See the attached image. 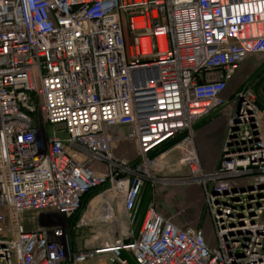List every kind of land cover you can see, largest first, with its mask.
I'll return each mask as SVG.
<instances>
[{
	"label": "built area",
	"instance_id": "built-area-1",
	"mask_svg": "<svg viewBox=\"0 0 264 264\" xmlns=\"http://www.w3.org/2000/svg\"><path fill=\"white\" fill-rule=\"evenodd\" d=\"M253 55L264 0H0V264H264V105L249 81L223 96ZM231 104L206 171L195 125ZM129 138L137 158L114 157ZM175 165L188 176H154ZM147 183L199 185L215 245L154 200L136 235L84 250L53 223L23 226L25 213L72 217L98 188L101 217L120 200L133 224Z\"/></svg>",
	"mask_w": 264,
	"mask_h": 264
},
{
	"label": "rangeland",
	"instance_id": "rangeland-1",
	"mask_svg": "<svg viewBox=\"0 0 264 264\" xmlns=\"http://www.w3.org/2000/svg\"><path fill=\"white\" fill-rule=\"evenodd\" d=\"M240 81L241 78L236 76L233 83L237 84ZM243 82L236 85L237 92H240L247 84V82L245 84H243ZM259 83L260 81L257 82L255 88L251 86V89L254 95L257 96V99V93H259L257 92ZM231 107L233 109L234 105L231 104ZM117 133H126V131L124 132L118 130ZM113 147V155L116 158H137L136 145L131 138L115 141L113 143ZM169 148L171 149L170 153H168L163 160H168V163H176L178 159V151L176 149H172V144L169 145ZM157 169H159V167ZM188 174L189 173L186 167L183 165H175L172 168L167 167L161 171L154 172L155 177L159 176L169 178L187 177ZM192 186L193 185L183 183L174 185H161L160 183H156L152 187L149 183H147V186H145L142 191L136 219L133 224H130L126 213L123 212L120 200H116L111 203L113 208V218L103 219L100 212L101 202H92L98 193L90 198L80 215H76L74 218H66L51 214L43 215L38 213H25L22 216V223L26 229H35L46 225V223H53L65 231L69 245L74 251L84 250L92 247H99L100 245H104L106 242H114L122 235V232H126V227H128L129 232L132 230L136 235L140 229L147 205L151 202V200H154L156 205H162V207H164V205H169L172 211L165 210L163 211V214L174 216L177 223H188L189 225L200 227L208 244L210 246H214L216 238L214 235L212 221L206 212L203 189L199 185L196 186L197 193L194 196L195 201L189 199L185 196V194L183 195V198H179L178 196L179 193H183V189ZM103 200L105 199L103 198ZM126 258L128 260V264H132V258L129 255H126Z\"/></svg>",
	"mask_w": 264,
	"mask_h": 264
},
{
	"label": "crops",
	"instance_id": "crops-1",
	"mask_svg": "<svg viewBox=\"0 0 264 264\" xmlns=\"http://www.w3.org/2000/svg\"><path fill=\"white\" fill-rule=\"evenodd\" d=\"M257 59H256V58ZM264 70V56L263 55H253L249 57L245 62H243L239 68L236 70L232 79L227 84V87L224 90L223 96L226 99H231L234 96V93L237 89V84L243 81L251 82V78L255 75L260 74ZM240 77L241 81L237 84L233 83L235 77ZM256 77V76H255ZM264 84V79L258 84V101L264 105V96L261 93V87ZM256 92V91H255ZM231 105H227L221 111L212 114L211 116L206 117L195 125V145L197 152L206 171H211L218 165L221 147L225 139L228 119L233 111ZM117 130L127 131V128H118ZM261 133L264 139V121L261 123ZM135 142L133 139H131ZM122 142V141H121ZM136 145V143H135ZM114 149V147H113ZM137 154V147H136ZM134 159V158H133ZM130 159V160H133ZM192 187L183 189V193H179V198H183L184 194L192 201L194 196L197 193L196 184ZM158 210L163 213V211H172L170 206L167 205L162 207V205H157ZM175 210V209H174Z\"/></svg>",
	"mask_w": 264,
	"mask_h": 264
},
{
	"label": "trees",
	"instance_id": "trees-1",
	"mask_svg": "<svg viewBox=\"0 0 264 264\" xmlns=\"http://www.w3.org/2000/svg\"><path fill=\"white\" fill-rule=\"evenodd\" d=\"M246 82H247V81L243 82V84H245ZM165 148H166V147H165ZM165 148H163V149H165ZM146 186H147V184H146ZM144 188H145V187H144ZM100 190H101V188H98V189L92 190V191H90V192H87V193L84 195V197H83V202H82V205H81L79 211H77V212H76L71 218H74L76 215H77V216L80 215V213H81V211L83 210V208L85 207L86 203L90 200V198H91L92 196H94V195H95L96 193H98ZM126 255H127V254H124L123 256L126 257ZM132 264H133V262H132Z\"/></svg>",
	"mask_w": 264,
	"mask_h": 264
},
{
	"label": "flooded vegetation",
	"instance_id": "flooded-vegetation-1",
	"mask_svg": "<svg viewBox=\"0 0 264 264\" xmlns=\"http://www.w3.org/2000/svg\"><path fill=\"white\" fill-rule=\"evenodd\" d=\"M256 76V77H255ZM254 77H252L251 78V86H253L254 88H255V86H256V84H257V82L258 81H261L262 79H264V70L260 73V74H258V75H255ZM252 88V87H251ZM238 92L236 91L235 93H234V95L235 94H237Z\"/></svg>",
	"mask_w": 264,
	"mask_h": 264
},
{
	"label": "bare ground",
	"instance_id": "bare-ground-1",
	"mask_svg": "<svg viewBox=\"0 0 264 264\" xmlns=\"http://www.w3.org/2000/svg\"><path fill=\"white\" fill-rule=\"evenodd\" d=\"M102 199V196H96L95 198H94V200H92V202H96V201H99V200H101ZM51 239L52 240H56V236H51Z\"/></svg>",
	"mask_w": 264,
	"mask_h": 264
},
{
	"label": "water",
	"instance_id": "water-1",
	"mask_svg": "<svg viewBox=\"0 0 264 264\" xmlns=\"http://www.w3.org/2000/svg\"><path fill=\"white\" fill-rule=\"evenodd\" d=\"M261 93H262V95L264 96V84H263L262 87H261ZM237 107H238V102H237L235 108H237Z\"/></svg>",
	"mask_w": 264,
	"mask_h": 264
}]
</instances>
